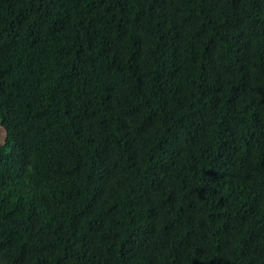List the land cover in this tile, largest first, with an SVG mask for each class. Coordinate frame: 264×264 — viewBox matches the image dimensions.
Masks as SVG:
<instances>
[{
    "label": "trees",
    "instance_id": "16d2710c",
    "mask_svg": "<svg viewBox=\"0 0 264 264\" xmlns=\"http://www.w3.org/2000/svg\"><path fill=\"white\" fill-rule=\"evenodd\" d=\"M0 264H264V0H0Z\"/></svg>",
    "mask_w": 264,
    "mask_h": 264
},
{
    "label": "rangeland",
    "instance_id": "374dc122",
    "mask_svg": "<svg viewBox=\"0 0 264 264\" xmlns=\"http://www.w3.org/2000/svg\"><path fill=\"white\" fill-rule=\"evenodd\" d=\"M1 130V129H0Z\"/></svg>",
    "mask_w": 264,
    "mask_h": 264
}]
</instances>
